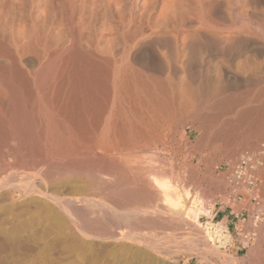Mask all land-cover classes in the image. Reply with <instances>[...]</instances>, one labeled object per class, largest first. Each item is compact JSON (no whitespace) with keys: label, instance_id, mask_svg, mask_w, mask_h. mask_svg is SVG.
<instances>
[{"label":"bare ground","instance_id":"bare-ground-1","mask_svg":"<svg viewBox=\"0 0 264 264\" xmlns=\"http://www.w3.org/2000/svg\"><path fill=\"white\" fill-rule=\"evenodd\" d=\"M187 130L231 155L257 145L224 184L264 169V0H0V192L46 200L88 240L147 245L135 231L157 223L195 242ZM108 218L117 232L96 228Z\"/></svg>","mask_w":264,"mask_h":264},{"label":"rangeland","instance_id":"rangeland-1","mask_svg":"<svg viewBox=\"0 0 264 264\" xmlns=\"http://www.w3.org/2000/svg\"><path fill=\"white\" fill-rule=\"evenodd\" d=\"M187 132L190 139L187 140L188 142H184V140L182 141V146L183 148L185 147V150L183 148L181 149L182 161L180 164L182 162L183 164H181L179 168L180 171L183 169L182 173L185 175H183L184 180L186 182L188 181L187 184L189 187L191 186V193H196L194 196L204 199H201L202 204L198 206V209H201V211L198 209L196 211L194 210L196 214L193 212V218L190 217L187 228L188 235H185L189 238L195 239V242H184L185 244L182 243L183 241L178 243L173 242L170 238H167L169 231H165L166 228L161 225L159 226L157 223L147 224L145 226L140 225L139 228L141 227L142 229L140 228V230L135 231L136 235L146 234L144 241L147 245L136 243L131 245V243L126 241H122L123 244L122 242H96L88 240L79 235L74 229H66L67 227L71 228V226L68 225L70 223H68L67 217L56 213L55 210L52 209L51 204L46 200L43 202L42 199L35 197V195H26L21 190L20 192L15 191L13 193V199L9 198V195H6V193L0 192V197L2 198H0V264H264V169H260V172L256 170L255 167L249 170V175L245 176V180L242 183L236 182L224 184L223 182L224 176L227 174L229 167L238 160L246 149L254 151L257 145L256 147L241 149L231 155L226 145L222 141L220 143V140H222L223 137L219 136L220 139L218 138L217 141L213 143L211 142L212 140L208 141L206 138L202 137L199 132H189V130H187ZM183 142L185 144H183ZM227 156L229 160L227 159ZM184 157L187 159L185 160ZM215 171L216 173H214ZM209 172L210 175L208 174ZM194 175L196 179L194 178ZM215 175L219 176L215 177ZM254 175L257 178V183L255 182L256 186L250 184ZM206 177H210L209 179L212 183H210L211 181L208 178L206 179ZM205 180H207V182ZM215 185L216 187H214ZM57 187L60 186L57 185ZM76 187L77 186L72 183L64 186L63 189L62 187L58 189L59 191H63L64 194L68 192L75 194ZM199 190H206L205 192L207 195L205 192L203 194V191H201L202 196H199L201 195ZM196 191H198L199 195ZM218 209L223 211L231 209L235 213L241 214L239 215L240 225L237 231L238 234L234 235L230 232L231 239L237 241L234 245H231L232 243L230 244L229 240H226L222 234L217 231L218 227L215 226V224L219 222V218L213 217V214ZM18 212L21 213V215ZM78 214L79 222L82 220L86 222V219L87 222H89L88 218L94 220V217L88 211L80 210ZM55 218L59 219V222H57ZM57 223H61L62 226ZM105 223L106 224L103 223L102 225H96L98 226L96 228L102 233H106L109 227L112 230L117 227L114 218L106 219ZM115 232H117L116 229ZM39 236L41 237L39 238ZM158 237L161 239H158ZM210 237H212L211 241H209ZM152 238L154 240L156 238V240L152 242ZM205 239L208 240V244L206 243V245H203L201 241ZM150 240L151 242L149 243L148 241ZM151 243H153V245ZM166 244L168 245L167 247ZM190 244H199V250H193ZM156 245L157 247L155 248L154 246ZM141 246H143V248ZM147 247L150 248V250L152 249V251L146 250ZM45 249L47 252H45ZM146 251L150 254L146 253ZM160 256L164 258L162 262H160Z\"/></svg>","mask_w":264,"mask_h":264},{"label":"crops","instance_id":"crops-1","mask_svg":"<svg viewBox=\"0 0 264 264\" xmlns=\"http://www.w3.org/2000/svg\"><path fill=\"white\" fill-rule=\"evenodd\" d=\"M239 215L240 213H235L233 210L229 209L226 211H223L221 209H218L214 214L213 217H218L219 218V223L224 225L226 229L229 231V233L238 234V227L240 225V220H239ZM237 241H232L230 242L231 245H234Z\"/></svg>","mask_w":264,"mask_h":264},{"label":"built area","instance_id":"built-area-1","mask_svg":"<svg viewBox=\"0 0 264 264\" xmlns=\"http://www.w3.org/2000/svg\"><path fill=\"white\" fill-rule=\"evenodd\" d=\"M250 183H252V182H250ZM215 226L218 227L217 231H219L226 240H229V242L232 241L231 234L229 233V231L226 229V227L224 225L217 222L215 224Z\"/></svg>","mask_w":264,"mask_h":264}]
</instances>
